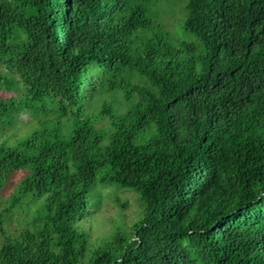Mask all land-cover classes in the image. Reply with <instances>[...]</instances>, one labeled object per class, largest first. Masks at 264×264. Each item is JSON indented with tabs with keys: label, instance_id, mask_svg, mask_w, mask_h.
<instances>
[{
	"label": "trees",
	"instance_id": "16d2710c",
	"mask_svg": "<svg viewBox=\"0 0 264 264\" xmlns=\"http://www.w3.org/2000/svg\"><path fill=\"white\" fill-rule=\"evenodd\" d=\"M153 1L0 0V62L28 96H0V130L46 100L56 112L0 135V190L26 171L0 212V264H264V0H187L196 39L179 41ZM96 89L127 103L103 100L101 126ZM106 184L139 193L142 216L130 237L91 243L79 222ZM40 197L17 235L4 230Z\"/></svg>",
	"mask_w": 264,
	"mask_h": 264
},
{
	"label": "rangeland",
	"instance_id": "374dc122",
	"mask_svg": "<svg viewBox=\"0 0 264 264\" xmlns=\"http://www.w3.org/2000/svg\"><path fill=\"white\" fill-rule=\"evenodd\" d=\"M187 0H154L151 5V18L156 26L168 32L173 40H195L196 37L183 29V20L185 16V5ZM129 82L137 83L139 76L136 73H121ZM96 77H94L95 80ZM111 92H99L97 89L90 94L89 112L96 115V125H105L108 121L107 116L99 114V109L103 100L111 101L112 107L118 111H124L127 103L122 92L116 89L115 97L112 100ZM0 96L3 98H14L16 101L27 100L28 96L22 89V84L15 73H9L0 62ZM45 110L25 109L16 111L10 123H6L0 135L17 140L28 135L32 130L39 127V120L54 117L56 112L46 100L44 103ZM62 122L67 120L61 117ZM25 170H15L6 180L0 190V212L7 206L9 198L15 185L24 177ZM99 201L91 217L80 220V226L89 232L91 243L101 242L108 239L112 234L119 231L126 236L132 235V225L142 216L143 202L139 193L129 188H122L115 185H99ZM43 197L35 201L24 199V203L13 208L9 213L2 217L4 230L12 235H17L27 224L30 223L34 209L42 204ZM0 233V243L2 242Z\"/></svg>",
	"mask_w": 264,
	"mask_h": 264
}]
</instances>
